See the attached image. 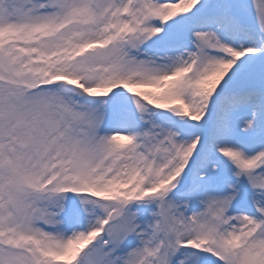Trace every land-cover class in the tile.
Segmentation results:
<instances>
[{
  "label": "snow or ice",
  "instance_id": "1",
  "mask_svg": "<svg viewBox=\"0 0 264 264\" xmlns=\"http://www.w3.org/2000/svg\"><path fill=\"white\" fill-rule=\"evenodd\" d=\"M0 264H264V0H0Z\"/></svg>",
  "mask_w": 264,
  "mask_h": 264
}]
</instances>
